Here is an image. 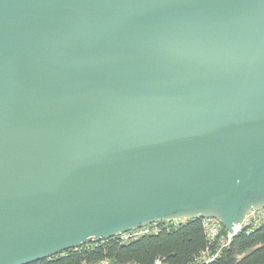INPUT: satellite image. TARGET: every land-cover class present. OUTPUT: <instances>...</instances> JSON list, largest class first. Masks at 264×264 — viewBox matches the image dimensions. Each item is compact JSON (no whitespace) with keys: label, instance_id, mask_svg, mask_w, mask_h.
Wrapping results in <instances>:
<instances>
[{"label":"water","instance_id":"95a60500","mask_svg":"<svg viewBox=\"0 0 264 264\" xmlns=\"http://www.w3.org/2000/svg\"><path fill=\"white\" fill-rule=\"evenodd\" d=\"M264 208V0H0V264Z\"/></svg>","mask_w":264,"mask_h":264},{"label":"trees","instance_id":"16d2710c","mask_svg":"<svg viewBox=\"0 0 264 264\" xmlns=\"http://www.w3.org/2000/svg\"><path fill=\"white\" fill-rule=\"evenodd\" d=\"M208 247L203 220L197 219L169 232L142 237L128 244L112 238L97 243L92 251L82 246L33 264H84L104 259L119 264H154L158 258L165 259L167 264H192ZM209 264H264V223L253 231L239 233L222 255Z\"/></svg>","mask_w":264,"mask_h":264},{"label":"built area","instance_id":"2783aa9c","mask_svg":"<svg viewBox=\"0 0 264 264\" xmlns=\"http://www.w3.org/2000/svg\"><path fill=\"white\" fill-rule=\"evenodd\" d=\"M186 221L184 220H174L168 222H159L147 225L140 229L130 231L122 234L116 239L121 242V244H128L135 240H138L142 237L157 235L162 232H169L173 229L180 227ZM264 223V208L261 210L252 211L242 223L234 225L233 232L228 233L225 231L223 225L216 219L210 218L203 220V225L205 228L207 240H208V249L200 253V255L195 258L192 264H209L216 261L221 255L222 252L227 249L232 240L242 231L248 230L253 231L259 228ZM225 231V234H224ZM95 243V244H94ZM92 245V247H89ZM215 245V249H212V246ZM94 246V247H93ZM96 242L88 243L84 245V249L92 251ZM84 264H119L115 263L110 259H104L96 263H84ZM128 264H138V263H128ZM154 264H167L166 260L163 258H158L155 260Z\"/></svg>","mask_w":264,"mask_h":264},{"label":"rangeland","instance_id":"374dc122","mask_svg":"<svg viewBox=\"0 0 264 264\" xmlns=\"http://www.w3.org/2000/svg\"><path fill=\"white\" fill-rule=\"evenodd\" d=\"M95 244V243H94ZM89 247H92V245H90ZM94 247V246H93ZM96 247V246H95Z\"/></svg>","mask_w":264,"mask_h":264},{"label":"bare ground","instance_id":"6f19581e","mask_svg":"<svg viewBox=\"0 0 264 264\" xmlns=\"http://www.w3.org/2000/svg\"><path fill=\"white\" fill-rule=\"evenodd\" d=\"M182 220L186 221L185 219H182ZM216 220H217V219H216Z\"/></svg>","mask_w":264,"mask_h":264}]
</instances>
